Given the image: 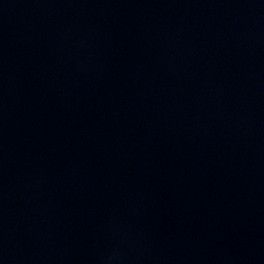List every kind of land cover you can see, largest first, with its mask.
Masks as SVG:
<instances>
[{
	"label": "water",
	"instance_id": "obj_1",
	"mask_svg": "<svg viewBox=\"0 0 264 264\" xmlns=\"http://www.w3.org/2000/svg\"><path fill=\"white\" fill-rule=\"evenodd\" d=\"M0 264H264V0H0Z\"/></svg>",
	"mask_w": 264,
	"mask_h": 264
}]
</instances>
